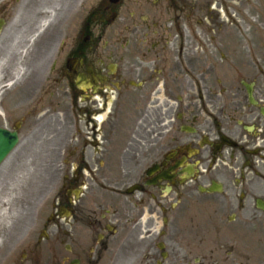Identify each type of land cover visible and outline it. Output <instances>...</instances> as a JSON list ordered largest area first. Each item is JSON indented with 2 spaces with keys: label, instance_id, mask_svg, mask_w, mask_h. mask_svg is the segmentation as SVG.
<instances>
[{
  "label": "flooded vegetation",
  "instance_id": "1",
  "mask_svg": "<svg viewBox=\"0 0 264 264\" xmlns=\"http://www.w3.org/2000/svg\"><path fill=\"white\" fill-rule=\"evenodd\" d=\"M61 1L0 0V129L56 179L5 264L264 252V0Z\"/></svg>",
  "mask_w": 264,
  "mask_h": 264
},
{
  "label": "rangeland",
  "instance_id": "2",
  "mask_svg": "<svg viewBox=\"0 0 264 264\" xmlns=\"http://www.w3.org/2000/svg\"><path fill=\"white\" fill-rule=\"evenodd\" d=\"M32 2L35 9L31 14L29 25L31 28L38 27L51 10L56 16L60 2L63 1L32 0ZM240 12L242 18H239L237 26L242 28L243 33H247L249 23L256 24L258 17L255 13L249 14L247 7H242ZM257 23L254 26L264 32V8ZM1 72L2 66H0ZM23 147L24 144H21L0 166V210L9 213L8 219L0 224V264L8 260L12 255L11 252L23 253L19 248L23 239L26 237L36 239L38 231L35 230V223L40 202L49 201L56 185V179L50 175L47 167L44 170L40 169L42 165L47 166L48 163L38 161L39 157L29 154L26 149L22 151ZM253 245L255 246V243ZM232 262L233 264H264V252H257L250 257L238 258Z\"/></svg>",
  "mask_w": 264,
  "mask_h": 264
},
{
  "label": "water",
  "instance_id": "3",
  "mask_svg": "<svg viewBox=\"0 0 264 264\" xmlns=\"http://www.w3.org/2000/svg\"><path fill=\"white\" fill-rule=\"evenodd\" d=\"M16 144V134H10L7 131L0 130V165L11 153Z\"/></svg>",
  "mask_w": 264,
  "mask_h": 264
},
{
  "label": "bare ground",
  "instance_id": "4",
  "mask_svg": "<svg viewBox=\"0 0 264 264\" xmlns=\"http://www.w3.org/2000/svg\"><path fill=\"white\" fill-rule=\"evenodd\" d=\"M45 17H46V19L53 18L54 17V11L51 10V12H49L47 14V16H45ZM44 23H45V21H42L41 26H43ZM8 214H9L8 211L3 212L0 210V224L8 219Z\"/></svg>",
  "mask_w": 264,
  "mask_h": 264
}]
</instances>
